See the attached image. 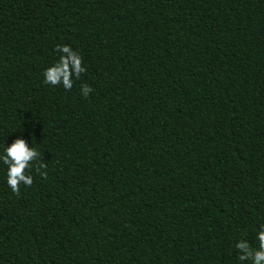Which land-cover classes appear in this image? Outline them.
Segmentation results:
<instances>
[{
	"label": "trees",
	"instance_id": "trees-1",
	"mask_svg": "<svg viewBox=\"0 0 264 264\" xmlns=\"http://www.w3.org/2000/svg\"><path fill=\"white\" fill-rule=\"evenodd\" d=\"M57 43L87 69L67 91L42 83ZM20 123L47 175L16 195L0 166V264H240L264 223V0H0V145Z\"/></svg>",
	"mask_w": 264,
	"mask_h": 264
},
{
	"label": "clouds",
	"instance_id": "clouds-1",
	"mask_svg": "<svg viewBox=\"0 0 264 264\" xmlns=\"http://www.w3.org/2000/svg\"><path fill=\"white\" fill-rule=\"evenodd\" d=\"M58 53L54 59L42 70V83L45 85H61L64 90H70L75 81L79 80L82 73L86 72V66L82 62V56L78 50L66 43H57L53 48ZM93 89L89 84L80 86V93L87 98ZM20 134L0 145V166L3 168L4 183L13 194H20V186L30 187L33 183L32 171L39 173L41 177L47 175V165L40 161L38 143H29L32 132L26 138L23 134L21 123L16 130ZM40 161V162H38ZM255 240L258 248H253L247 239H237L234 248L238 250L236 259L240 264H264V223H259L255 231Z\"/></svg>",
	"mask_w": 264,
	"mask_h": 264
}]
</instances>
